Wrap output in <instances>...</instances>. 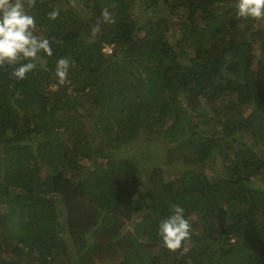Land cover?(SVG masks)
I'll list each match as a JSON object with an SVG mask.
<instances>
[{
	"label": "trees",
	"instance_id": "obj_1",
	"mask_svg": "<svg viewBox=\"0 0 264 264\" xmlns=\"http://www.w3.org/2000/svg\"><path fill=\"white\" fill-rule=\"evenodd\" d=\"M235 4L25 2L53 55L0 68V264H264V21Z\"/></svg>",
	"mask_w": 264,
	"mask_h": 264
},
{
	"label": "clouds",
	"instance_id": "obj_2",
	"mask_svg": "<svg viewBox=\"0 0 264 264\" xmlns=\"http://www.w3.org/2000/svg\"><path fill=\"white\" fill-rule=\"evenodd\" d=\"M25 2L32 7L36 0H0V68H12L11 75L16 80H24L38 64L46 63V57L53 55L50 41L35 34V17L27 14ZM70 6H75V0H70ZM235 8L237 19H264V0H236ZM58 15L59 11L53 10L48 18L55 20ZM101 17L105 23L115 22L107 9L102 10ZM95 30L99 31V23ZM70 66L67 58L56 62L54 75L57 83L53 87L69 83ZM158 235L170 252L182 248L191 235V225L184 217L183 207L171 205V214L160 222ZM183 250L186 252L187 248Z\"/></svg>",
	"mask_w": 264,
	"mask_h": 264
},
{
	"label": "rangeland",
	"instance_id": "obj_3",
	"mask_svg": "<svg viewBox=\"0 0 264 264\" xmlns=\"http://www.w3.org/2000/svg\"><path fill=\"white\" fill-rule=\"evenodd\" d=\"M261 21H264V19H260ZM149 162H146L145 164H148ZM148 165H150V164H148Z\"/></svg>",
	"mask_w": 264,
	"mask_h": 264
}]
</instances>
